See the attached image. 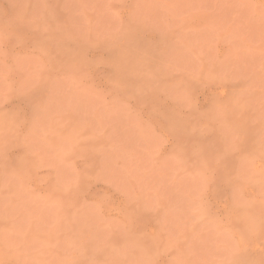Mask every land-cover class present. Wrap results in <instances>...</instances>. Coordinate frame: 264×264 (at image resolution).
Segmentation results:
<instances>
[{
  "label": "rangeland",
  "instance_id": "obj_1",
  "mask_svg": "<svg viewBox=\"0 0 264 264\" xmlns=\"http://www.w3.org/2000/svg\"><path fill=\"white\" fill-rule=\"evenodd\" d=\"M0 264H264V0H0Z\"/></svg>",
  "mask_w": 264,
  "mask_h": 264
}]
</instances>
